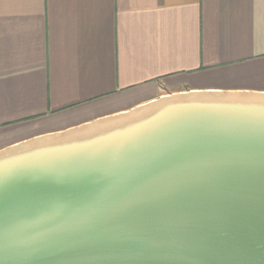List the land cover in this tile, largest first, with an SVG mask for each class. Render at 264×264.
<instances>
[{
  "label": "water",
  "instance_id": "obj_1",
  "mask_svg": "<svg viewBox=\"0 0 264 264\" xmlns=\"http://www.w3.org/2000/svg\"><path fill=\"white\" fill-rule=\"evenodd\" d=\"M0 264H264V93L169 94L0 150Z\"/></svg>",
  "mask_w": 264,
  "mask_h": 264
},
{
  "label": "crops",
  "instance_id": "obj_2",
  "mask_svg": "<svg viewBox=\"0 0 264 264\" xmlns=\"http://www.w3.org/2000/svg\"><path fill=\"white\" fill-rule=\"evenodd\" d=\"M198 90L264 93V0H0V150Z\"/></svg>",
  "mask_w": 264,
  "mask_h": 264
}]
</instances>
